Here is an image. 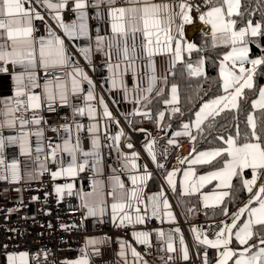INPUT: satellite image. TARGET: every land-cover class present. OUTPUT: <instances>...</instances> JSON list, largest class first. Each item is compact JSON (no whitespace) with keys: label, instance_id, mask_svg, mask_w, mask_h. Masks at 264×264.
Listing matches in <instances>:
<instances>
[{"label":"crops","instance_id":"0c3cea01","mask_svg":"<svg viewBox=\"0 0 264 264\" xmlns=\"http://www.w3.org/2000/svg\"><path fill=\"white\" fill-rule=\"evenodd\" d=\"M118 1L120 3H117ZM52 2L55 3L56 0H52ZM93 2L94 0H87L88 7L85 9L87 13L88 35L73 40H70L64 34L63 30L52 18L53 13L51 10L36 2L42 11L39 12L40 15L44 17L43 20L33 19L32 21L34 30L37 24L42 28V32L37 38L41 36L46 37L48 34V27L51 26L52 30L55 31L57 35L64 38L65 47L72 57V65L82 69L88 79L91 80L92 84L89 85L86 80L81 81V91L79 93L73 95L69 92L68 102L66 104L61 103L59 99H57L53 106L54 110H50L44 102L42 94V86L44 83V76H42V79L39 80L41 87L39 90H37V88L34 89L36 93L41 94V108L35 112L28 111L23 114L17 112L15 115L17 117L23 115V117L28 120H31L33 115L40 120L44 117H50L54 122L46 127H42L40 124L37 125L30 123L26 128L21 129L19 121L17 120L15 128L4 127L0 129V133H2L4 137L18 136L21 131L29 133L27 141L30 151L27 154L22 153L19 144H8L7 141L5 143L3 151V159L5 163L3 166H0V174L8 177L3 180L9 182V188H7L5 192L9 199H19L21 197L20 183L39 180L42 172L46 170L49 165H52L54 168L52 174L55 172H61L60 176L55 177L56 179H70L71 185H74L73 179H75L82 171H87L91 176L90 187L86 190L80 188V195L85 215V248L88 253V264H152V262L155 264H179L180 262L190 259L191 253L179 217V210L173 200V193L177 189H180L183 194L200 193L201 202L204 207L220 206L229 195L224 197L223 202L218 205L215 204L211 197L220 192L229 193L230 187L220 186L218 180L206 181L201 184L199 177L208 176L213 172L223 170L231 157L222 168L197 174L195 172V165L203 163L192 164V160H194L200 153L218 150L222 152L223 150L211 149L193 153V139H190L181 149L182 156H191L187 165L181 169L178 168L175 163L170 167H167L166 158L170 151L169 148L171 143L163 145L159 141L161 136L160 128L162 127L163 120L161 119L160 114L163 113L165 109L159 112L156 116V129L150 125H144L141 121L150 120L152 118L153 112L149 107L151 101L165 92L169 80L175 77L178 65L184 62L187 52H182L183 59L175 64H173V53H158L153 55L150 58L155 68V81L153 82L151 79L153 71L152 68L149 67V57L144 55V52L140 47L142 39L140 33L136 34L135 55L132 56L130 53V59L125 60L122 54L116 51L115 47L111 49L108 47V42L113 36L111 30L112 21L108 14L109 5L107 3H101L98 7H93ZM154 2L159 3L161 0H154ZM168 2H171V0H168ZM68 5H71L72 8L74 7L72 0H68ZM114 6H126V0H115ZM61 15L65 23L70 24L76 21L75 12L73 18H68L63 9L61 10ZM191 15L193 17L192 23L183 25V40L194 43V39L199 33L210 35L211 26L199 20V15L195 16L193 11ZM179 23L180 20L177 19L176 24ZM173 34L175 35V25H173ZM97 37L103 38V43L99 48L97 47ZM128 43L131 48L133 43L131 37H129ZM172 46L175 48V41H173ZM82 49H90L88 58H85ZM116 65H119V67H116ZM229 67H231L230 62ZM250 67L251 65H247L246 68ZM202 68L204 73V64ZM220 68L221 64L219 66V74ZM71 70V68L64 69V71ZM57 71L59 72L61 70L58 69ZM37 72H42V70L38 68ZM173 86L177 88L176 85ZM173 86L169 87V98L165 102L167 107L179 102V92L177 88L178 102L169 103L172 99L171 89ZM68 87L69 89L71 88L70 83ZM149 87H151V91H148ZM14 91V81L12 80L11 73H0V113L4 111V99H11L14 96ZM89 91H91L94 96V99L91 101L87 99V93ZM225 95H228V93H224L222 96L215 99ZM105 106L107 107V111L111 113L110 117L104 115ZM89 107L95 109L94 118L88 114ZM77 109H84L85 111L81 114ZM5 119L6 117L0 114V122H3ZM195 121L196 114L194 120L190 124V129L197 130L195 127ZM83 124H87L89 129L95 126V131H89L90 136L87 140H84L81 136ZM65 126H67L70 131H66ZM78 126L80 127L78 128ZM128 130L148 131L153 136V139L151 140L152 143L156 141L159 144L158 155H162L161 158L153 159L154 155L148 153V157L154 166L151 165L149 160L138 148H134V143L130 142ZM38 131L42 133L41 136L36 135ZM121 133L123 134L121 135ZM116 136H120V139L115 140L114 137ZM47 139L52 140L53 147L57 145L59 146L55 159H53L52 154L48 156ZM94 139L98 142L95 147L93 146ZM229 139L234 138H228L226 140L225 149L229 147L227 143ZM66 141H68L69 148L75 149V165H73V155L70 154L69 151L64 150ZM151 141L148 144H150ZM125 143L132 145V147H129L131 150L124 149ZM144 146L147 147L146 144ZM160 146H165V150ZM38 148L40 149L39 151H37ZM84 153H92V155L85 156ZM13 161L18 163V180H13L11 178V172L7 168V166ZM85 161H87V164H85L81 171L79 165L84 164ZM133 163L135 164V167H133ZM177 163L179 164V161H177L176 164ZM69 166L76 167V175L68 176L66 174L65 170L69 168ZM246 169L249 168H244L243 170ZM157 170H159L158 174ZM173 171L176 173L173 177L174 183L169 184L167 177L168 174ZM186 172L191 173L187 180L184 176V173ZM132 176H144L146 179L143 182L138 181L137 185H133L131 180ZM254 176L256 177V182L252 186V192H249L245 186L249 196L254 194L253 197L259 194V188L262 187L260 183L261 175L259 174V169L255 170V172L252 169V177L248 180L253 179ZM153 177L159 180L160 188H152ZM233 178L234 176L230 180V185ZM115 179H118L123 183V189L114 185L113 181ZM208 185H212V188L204 190ZM114 187L116 188L115 199L113 195H111ZM57 188L61 187L57 185L56 190ZM134 188L137 191L139 202L135 199L129 200L127 196H125L124 200H121L120 197L122 193L130 194ZM161 193L163 195H161ZM154 196L159 197L156 202L158 207L157 215L155 216L152 214V197ZM205 196L210 197V199L205 201ZM101 201H103L102 204L100 203ZM165 201L169 207H164ZM116 202H130L135 207H139V214L145 218L144 222H135L137 213L134 210H128V214L133 218L132 223L125 222L123 226H120L118 220L114 222L111 205ZM246 205H248V203ZM89 207L96 208L97 215H89ZM99 207L104 208L103 214L99 213ZM258 207L259 204L253 208ZM241 208L244 207H240L237 210V213ZM169 213H171L170 216L168 215ZM121 215H123V213H121ZM228 217L229 214L220 219L221 229L224 227V224H232L233 221H228ZM193 218L197 221L200 218L199 213L196 212V214L193 215ZM247 219L248 214L245 213L243 223L232 230V241L228 247L233 251H236L237 256L228 259L227 264H235V261L240 258L239 252L242 251L243 248L249 247L248 245H240L235 238L236 231L243 226ZM153 222L155 223V226L152 225ZM125 227L132 229L129 237L116 232V230ZM107 231H111L112 233H103ZM161 232L163 233V236L160 235ZM197 232L201 234L199 230L192 231V234L195 236ZM137 233H146L148 242L140 243L135 235ZM205 237L211 240L216 239V236L210 237L201 234V240ZM181 240H183V243H181ZM89 241H96V243L89 244ZM122 242L124 245L123 256L120 254L122 251ZM169 243L173 245L175 251H168ZM201 247H212L199 243V256L202 259V264H206V253L201 250ZM259 247H264V245H261L259 242L258 249ZM132 249H135V251L139 253V256H133ZM185 249L187 250L188 259H184ZM212 249L217 251V259L212 264H219L222 259L221 252L224 251V248ZM257 251L258 250L254 252L251 251L247 253V255L251 256ZM22 253L27 254V264H54L50 262L35 263L32 260L31 253L28 252H19L11 256L19 257ZM74 262L75 261H72L71 264H74ZM15 264H21V261L17 259Z\"/></svg>","mask_w":264,"mask_h":264},{"label":"snow or ice","instance_id":"6c2138e0","mask_svg":"<svg viewBox=\"0 0 264 264\" xmlns=\"http://www.w3.org/2000/svg\"><path fill=\"white\" fill-rule=\"evenodd\" d=\"M33 0H0V73H9L8 65L12 66L11 77L14 81V96L11 99H4V111L0 114L4 115L6 119L0 122V129L4 127L15 128L17 120L21 129L26 128L28 124H40L41 120L33 115L31 120L25 119L23 115L17 117V112L26 113L28 111L35 112L42 106L41 94L34 91L36 88H40L39 83L40 76L37 72L39 68L43 72L44 83L42 86L44 102L50 110H54L53 106L57 99L61 103L68 102L69 92L73 95L81 91V81L86 80L89 85L92 84L87 75L82 69L74 67L72 65L71 54L65 47V40L61 36L57 35L52 30L51 26L48 27L47 36H41L39 38L34 36V29L32 26L33 19L43 20L44 17L36 12L32 8H25V3H32ZM41 6H46L53 13L52 18L56 21L58 26L63 30L64 34L70 39H78L86 37L88 35L87 28V13L85 9L88 7L87 0H72L74 5L73 11L76 13V21L73 23H65L61 15V10L66 9L68 6V0H56L55 3L52 0H36ZM205 5H212L207 11L200 12V5L193 4L192 0H161L157 3L154 0H126V6H114L115 0H94L92 6L98 7L101 3H107L109 5L108 14L111 18V30L113 36L108 42L109 49L115 47L116 51L122 54L125 60L130 59V53L132 56L136 52V34L140 33L142 39L140 47L142 48L144 55L149 57V67L152 68L153 76L152 81H155V68L151 61V57L155 54L173 53V64L183 59L182 52L186 51L190 56L193 51H201L194 43L186 42L183 40V25L192 23L193 17L191 15L193 8L199 13V20L203 23L211 26V45L212 47L224 46L230 48V51L225 53L221 62L220 74L223 80V88L225 95L211 102L204 103L200 110L196 113L195 127L199 130L201 124L209 119H215L221 112L225 110H234L239 107V99L243 96L245 89H252L254 87V77L257 74L260 66L264 65V56L259 58L249 59V47L248 44L252 38H256L264 34V25L257 23L253 25L251 20L246 22V25L239 30L236 29V20L234 16H241V0H203ZM179 19L180 23L176 24V20ZM173 25H175V35L173 34ZM129 37L132 40V46L129 47ZM173 41H175V48H173ZM103 43V38L97 37V47ZM85 54V58H88L90 49H82ZM229 62L231 67H229ZM204 61L201 59L197 61L196 66L188 63L187 68L190 75L201 76L203 75ZM245 64H250V68H245ZM119 67V65H116ZM71 68V71H64V69ZM19 69V70H17ZM61 71H57V70ZM71 85L69 89L68 85ZM148 91H151L149 87ZM172 99L169 103H177V88L172 87ZM87 99L91 101L94 99L93 93L89 91L87 93ZM253 108L264 110V88L259 89V98L253 102ZM81 114L84 113V109H77ZM174 111H179L178 108ZM88 114L93 116L95 109L89 107ZM104 115L111 116V113L107 111L105 106ZM164 114L161 113L160 117L163 119ZM247 124L249 126L248 141L241 145L237 144L235 139H229L227 141L229 147L224 150L231 159L226 163L223 170L211 173L208 176L199 177L200 183L206 181L218 180L220 186L230 187V180L233 176L238 174L237 170H243L244 168H252L253 171L257 169H264V144L261 142V135L257 131V120L255 114H250L247 117ZM80 126H78L79 128ZM184 128L187 130L189 125L185 124ZM66 131L70 129L65 126ZM89 131H95V126L89 129ZM123 133H121L122 135ZM181 133H176L180 135ZM185 134L190 135L189 132ZM37 136H41V132L36 133ZM29 133L21 131L18 136L4 137L0 133V166L4 165L3 151L5 143L19 144L22 153L27 154L30 149L28 147L27 137ZM115 140H119L120 136L114 137ZM194 140L195 137L193 136ZM98 142L94 139L93 146L95 147ZM78 146V142H77ZM132 147V145H128ZM59 146L52 148V156L55 159L56 152ZM40 149L38 148L37 151ZM65 151H69L73 155V165H75V149L68 147V141L65 142ZM148 151L151 153L152 145L148 146ZM222 153L218 151L200 153L192 164L197 163H210L212 159L220 156ZM85 156L92 155V153H84ZM153 159L155 157L153 156ZM183 163V161H181ZM87 161L84 164L79 165V169L82 171ZM162 166V165H161ZM133 167L135 164L133 163ZM11 172V178L13 180L19 179L18 163L13 161L7 166ZM68 176L76 175V167L69 166L65 170ZM175 171L168 174V183L173 184V177ZM191 173H184L185 179ZM61 172L53 173V177H58ZM8 177L0 174V179H7ZM146 179L144 176H132L131 180L133 185H137L138 181L143 182ZM256 182L254 176L251 180H244L243 183L247 187L249 192H252V186ZM114 185L123 189V183L115 179ZM67 189L71 192L72 185H67ZM63 189L57 188V192H61ZM264 186L259 188V194L253 197L254 201L259 202L258 208L251 207L252 201L249 205L241 208L238 213L232 217V224H224V227L217 232L216 239L211 240L204 238L201 240V234L197 232L196 239L202 243L211 246L212 248H224L221 252L222 259L219 264H227V260L233 256H237V252L228 247L232 241V230L237 227V221L245 213L248 214L247 221L239 228L235 233V238L240 245H247L249 240L253 238L254 226H259L261 230H264ZM114 199L116 198V188H113L111 193ZM161 195H163L161 193ZM228 192H220L214 194L211 199L215 204L223 202V198L228 196ZM125 196L129 200L135 199L139 202L137 191L134 188L130 194L122 193L121 200H124ZM159 197H152L153 201V215H157V201ZM205 201H208L210 197L205 196ZM101 204L103 201L100 202ZM207 206V205H206ZM164 207H169L167 202H164ZM113 220H118L119 225L123 226L125 222L132 223L133 218L128 214V210H134L137 215L135 218L136 223H143L144 217L140 215V208L135 207L130 202H116L111 205ZM98 211L103 214L104 208L99 207ZM123 213V215H121ZM89 215H97V209L89 207ZM169 216L171 213L168 214ZM225 215L227 211L225 210ZM178 231V230H177ZM137 240L140 243H147L146 233L135 234ZM163 236V233H160ZM143 237V238H142ZM96 241H89V244H95ZM183 243V240H181ZM260 244L264 245V238L260 239ZM123 242L121 243V255L123 252ZM257 247L253 244L249 247L243 248L239 252V257L235 264H264V247H259L258 251L248 256L247 253L251 252L252 248ZM168 251H175V248L171 243L168 244ZM133 256H139V253L132 249ZM19 259L21 264H27V254L22 253L19 257L9 256V264H15ZM184 259H188L187 250H184ZM74 264H88L86 258H82L74 262Z\"/></svg>","mask_w":264,"mask_h":264},{"label":"trees","instance_id":"16d2710c","mask_svg":"<svg viewBox=\"0 0 264 264\" xmlns=\"http://www.w3.org/2000/svg\"><path fill=\"white\" fill-rule=\"evenodd\" d=\"M240 11L242 13L241 16L233 17L237 22V30L244 27L248 20H251L253 25L257 23L264 25V0H241ZM194 44L201 51H193L190 56L188 54L185 55L184 62L178 65L176 75L169 80L165 92L151 101L149 107L153 112L152 118L141 122L156 129V116L165 109L163 111L164 116L162 127L160 128L161 136L159 141L163 145L171 143L170 151L166 158L167 167H170L176 161H179L177 166L180 169L187 165L191 156H182L181 149L193 136L195 137L193 140V153L211 149L223 150L222 154L211 160L210 163L195 165V172L202 174L222 168L229 160L230 156L224 152L228 138H234L238 145L249 142L250 130L247 124V117L252 113L256 116L257 131L261 135L262 144H264V110L253 108V102L259 97V89L264 86V65L260 66L254 77V87L244 90L243 96L239 100L238 109L225 110L219 116H216L215 119L209 118L205 120L199 130L190 128L186 130L184 125L187 124L190 127L196 112L205 102L211 101L225 93L219 74V66L224 54L230 51V48L224 46L212 47L211 35L202 33L196 35ZM248 45L250 48V59L264 56V34L252 38ZM201 59L204 61L205 66L203 75H190L187 64L191 63L195 67L197 61ZM173 85L178 88L179 102L167 107L165 102L169 98V87ZM176 108L179 111H174ZM169 129L174 130V134L170 138L166 136ZM186 131L190 135L185 134ZM176 133L181 134L176 135ZM161 157L162 155H158V158ZM259 174L261 175L260 183L264 186V169H259ZM250 177H252V169L238 170V174L232 180L229 196L220 206L204 207L200 193L183 194L180 189L173 193V200L185 221L195 222L193 215L196 212L199 213L200 219L203 221L220 220L225 216V210L229 214L228 221H230L233 215L237 213V210L240 207H245L247 203L249 205L250 201H252L251 207L259 204L258 201L252 200L254 194L249 196L243 183L244 180ZM152 182L153 189L160 188V182L155 177H153ZM211 188L212 185H208L204 190ZM261 195L264 198V194ZM244 215L237 221V227L243 223ZM253 232V238L249 240L247 245H257L251 250L254 252L258 250L260 239L264 238V230H261L259 226H254ZM201 250L206 253V264H212L217 259V251L215 249L201 247Z\"/></svg>","mask_w":264,"mask_h":264},{"label":"built area","instance_id":"2783aa9c","mask_svg":"<svg viewBox=\"0 0 264 264\" xmlns=\"http://www.w3.org/2000/svg\"><path fill=\"white\" fill-rule=\"evenodd\" d=\"M192 3L200 5V12L211 7V5H205L203 0H192ZM24 7L42 12L35 0L32 3H25ZM64 10L68 18L74 17L71 5H68ZM193 14L199 15L195 8H193ZM41 32L42 28L37 24L33 33L34 36H39ZM8 67L9 73H11L12 66L8 65ZM38 74L39 80H41L43 72H38ZM53 122L52 118L44 117L41 119L40 125L46 127ZM128 132L130 142L134 143V148H138L154 166L148 157V153L158 158L159 144L156 141L152 143L153 136L148 131L128 130ZM173 134L174 130L169 129L166 136L170 138ZM81 136L84 140L89 138L90 133L87 124H83ZM150 141L151 143L148 144ZM145 144L147 147L144 146ZM149 145H152L151 153L148 151ZM160 147L165 150V146ZM47 148L48 156H50L53 148L52 140L47 139ZM124 149L131 150L127 143L124 144ZM177 164L175 165L177 166ZM53 169V166L49 165L42 172L39 180L20 183L21 197L19 199L8 198L5 191L9 188V182L0 179V264H9L8 257L19 252L31 253L35 263L71 264L72 261L82 258L88 259L85 248V215L80 190H86L90 187L91 176L87 171H82L73 179L74 185L69 192L67 185L71 184L70 179L54 178ZM57 185L63 191L58 193ZM179 217L191 253L190 259L179 264H202L198 251L200 242L196 239V235L192 234V231L199 230L202 235L214 237L221 230V222L203 221L199 218L196 222L186 223L180 214ZM152 225L155 226V223L153 222ZM131 231L132 229L129 227L116 230V232L127 237L130 236ZM103 233L111 234L112 232ZM152 264L155 263L152 262Z\"/></svg>","mask_w":264,"mask_h":264},{"label":"rangeland","instance_id":"374dc122","mask_svg":"<svg viewBox=\"0 0 264 264\" xmlns=\"http://www.w3.org/2000/svg\"><path fill=\"white\" fill-rule=\"evenodd\" d=\"M250 59V58H249ZM247 65H250V64H245V68L247 67ZM251 178V177H250ZM250 178H248V179H250ZM248 179H246V180H248Z\"/></svg>","mask_w":264,"mask_h":264}]
</instances>
